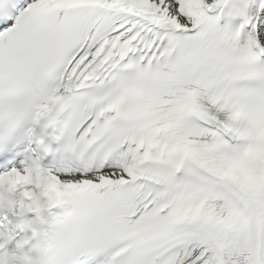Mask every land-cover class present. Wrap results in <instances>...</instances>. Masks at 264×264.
Listing matches in <instances>:
<instances>
[{"label":"snow or ice","instance_id":"6c2138e0","mask_svg":"<svg viewBox=\"0 0 264 264\" xmlns=\"http://www.w3.org/2000/svg\"><path fill=\"white\" fill-rule=\"evenodd\" d=\"M0 264H264V0H0Z\"/></svg>","mask_w":264,"mask_h":264}]
</instances>
